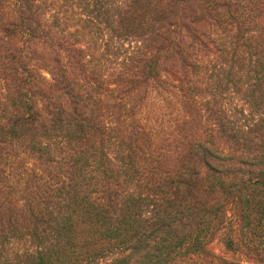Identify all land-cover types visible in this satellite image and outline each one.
Segmentation results:
<instances>
[{
  "label": "trees",
  "instance_id": "trees-1",
  "mask_svg": "<svg viewBox=\"0 0 264 264\" xmlns=\"http://www.w3.org/2000/svg\"><path fill=\"white\" fill-rule=\"evenodd\" d=\"M0 264H264V0H0Z\"/></svg>",
  "mask_w": 264,
  "mask_h": 264
},
{
  "label": "rangeland",
  "instance_id": "rangeland-1",
  "mask_svg": "<svg viewBox=\"0 0 264 264\" xmlns=\"http://www.w3.org/2000/svg\"><path fill=\"white\" fill-rule=\"evenodd\" d=\"M213 249L216 253H220V254H226L225 250L223 249L222 245L218 242V241H215L213 243ZM228 254V253H227Z\"/></svg>",
  "mask_w": 264,
  "mask_h": 264
}]
</instances>
